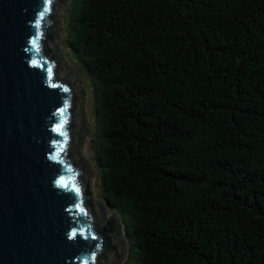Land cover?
Wrapping results in <instances>:
<instances>
[{
	"label": "trees",
	"instance_id": "1",
	"mask_svg": "<svg viewBox=\"0 0 264 264\" xmlns=\"http://www.w3.org/2000/svg\"><path fill=\"white\" fill-rule=\"evenodd\" d=\"M72 31L136 264H264V0H79Z\"/></svg>",
	"mask_w": 264,
	"mask_h": 264
},
{
	"label": "water",
	"instance_id": "2",
	"mask_svg": "<svg viewBox=\"0 0 264 264\" xmlns=\"http://www.w3.org/2000/svg\"><path fill=\"white\" fill-rule=\"evenodd\" d=\"M69 3L0 0V264L126 256L124 223L94 192L90 97L65 53Z\"/></svg>",
	"mask_w": 264,
	"mask_h": 264
},
{
	"label": "rangeland",
	"instance_id": "3",
	"mask_svg": "<svg viewBox=\"0 0 264 264\" xmlns=\"http://www.w3.org/2000/svg\"><path fill=\"white\" fill-rule=\"evenodd\" d=\"M78 3H79V0H70V3L65 8L62 14V27H63L65 53H66L67 58L82 73L85 79V82H86L87 89H88V93L90 97L91 122L94 124V132L91 130L90 148H89L90 159L92 161L91 168H92L93 187H94V192H95L97 199L107 207V202H104L103 178L100 172L95 167V163H94L95 157H96V151H97L95 147L96 148L98 147V144L96 145L94 140H92L93 135L96 134V127H98V121L96 119L97 113H98L97 94L95 92L94 82L92 80V77L90 76L89 70L87 69L85 62L80 59V56L78 55V53L75 51V49L72 46V41H73L72 23L75 18V13L77 12ZM94 138H95V135H94ZM109 209L114 211L116 214H119V211H118L119 208L118 209L109 208ZM119 218L122 219L121 215ZM123 219H124L123 230H124V236H125V241H126V256L122 264H136L137 255L135 254V246H134L135 242H133L134 241L133 236L126 235L125 232L128 233V226H125V223H127V219L126 218H123Z\"/></svg>",
	"mask_w": 264,
	"mask_h": 264
},
{
	"label": "snow or ice",
	"instance_id": "4",
	"mask_svg": "<svg viewBox=\"0 0 264 264\" xmlns=\"http://www.w3.org/2000/svg\"><path fill=\"white\" fill-rule=\"evenodd\" d=\"M49 3H50V0H49Z\"/></svg>",
	"mask_w": 264,
	"mask_h": 264
}]
</instances>
